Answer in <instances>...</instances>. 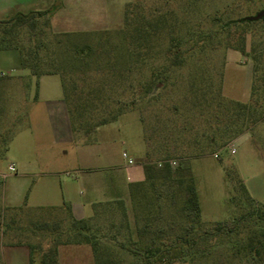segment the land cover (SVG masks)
Wrapping results in <instances>:
<instances>
[{"label":"rangeland","instance_id":"374dc122","mask_svg":"<svg viewBox=\"0 0 264 264\" xmlns=\"http://www.w3.org/2000/svg\"><path fill=\"white\" fill-rule=\"evenodd\" d=\"M20 1L17 0L18 3ZM69 1L59 15L63 19L75 17V22L68 25L76 29L75 33H82L81 38L77 37L79 40L84 39L91 45H96L94 43L98 40L104 41V38L98 39L104 36L98 34L102 30L108 31V35H105L109 36L110 45L115 43L116 35L121 34L118 28L123 27L127 3H131L133 9L137 6L136 13L143 27L151 34L144 36L142 33L133 42L126 33L128 49H137L139 56L123 55L113 63L111 57L114 51H110V58L103 56L101 59L102 63L107 61L108 64L101 70L104 74L91 68L87 71L86 79L78 80L80 85H94V81L104 78L110 86L107 95L113 98L119 94L125 101L133 99V104L123 107L125 112L115 120L98 126L96 131L75 133L73 144L67 142L57 145L52 142L48 125L37 129L40 127L39 112L45 109L44 104L36 100L37 95L43 98L61 94L59 77H44L38 87L36 77L31 76L28 69L19 67L17 51L0 50V74L5 75L4 79H11L17 96L15 126L18 134L16 146L0 158V201L4 198L6 202H16L22 206L21 213L15 217H20L19 224L26 229L33 227L31 223L36 219L40 220L41 227L33 232H25L27 236L24 235L22 240L43 247L50 244L51 238L59 233L60 241L68 240L66 234L61 232L67 228V220L53 223L55 216L61 218L66 217V214L59 213L51 205L63 202L69 205L67 199H63L61 180L68 181L66 185L74 190L71 198L75 202L83 203L85 197L90 195L89 185L80 182L75 176L76 167L81 162L75 145L86 140L95 142L91 146L95 157L86 164L95 167L98 175H105L114 169L110 163L116 164L123 173H128L129 166L126 165L127 159L123 158V153L133 160V166L130 167L135 168L143 161H154L165 154L175 163L187 165L198 195L200 218L204 223L229 220L240 213L238 178L252 198L244 207L252 206L264 212V116L260 120H253L252 117L246 119L245 115H240L246 123L242 127L239 124L232 128L222 127L224 131L220 125L217 129L216 124L217 119L224 124L236 119L235 114L240 111L235 103L252 101V85L257 86L253 100L257 98L259 109L264 108V19H252V23L232 25L229 28L221 27L227 19L254 15L264 8V0ZM10 2L11 5L5 6L10 7L7 10L13 8L12 4H17L14 0ZM58 2L62 6V0H54V3ZM24 3L22 1L19 4ZM5 7L0 0V18L6 16ZM30 8L31 5L24 4L23 10ZM37 8L43 7L38 5ZM240 36L244 37V51L227 47L230 43L231 46L235 44ZM45 37L42 35L44 40L52 41V36ZM171 37L183 40L177 50L175 47L168 49ZM196 39L199 40L196 42ZM19 41L26 42V38L20 37ZM175 51L182 54L176 62L172 61ZM39 54L45 55L42 45ZM117 68L123 69L121 77L112 73ZM165 69L166 79L157 82L156 87L153 84L147 86L152 71ZM110 107L115 110L117 105L110 104ZM30 112L34 124L33 136L44 131L48 140H42L39 146L34 144L32 152L27 156L22 142L29 136L28 120L24 117ZM211 133L214 142L209 141ZM159 142L165 144L166 148L158 150ZM230 144L234 152L230 151ZM55 156H59V159H55ZM24 160L32 164L26 173L19 164ZM12 162L15 171L8 170ZM46 162L48 166L43 167L42 164ZM53 168L59 171L58 175L42 174ZM0 210H4L5 221L15 212L2 205ZM91 210V206H85L87 215L91 214ZM128 211L130 227L135 231L139 221L133 210ZM171 213H174V209L163 207L161 216L152 224L151 229L167 228L171 224L173 229L170 235L178 233L183 222ZM43 220L47 221L46 224ZM252 221L257 228L264 226L263 220L255 222L251 217ZM14 233L17 235L18 231L8 229L2 234L0 230V264H21L22 261L27 264V246H7L17 240ZM146 237L143 241L149 242V235ZM244 238L242 234L236 237L212 234L206 239V250L186 249L169 264H264V256L257 261L258 258H250L243 251H238V245L244 242ZM116 256L122 260V264L138 263L135 257L125 252L117 251Z\"/></svg>","mask_w":264,"mask_h":264},{"label":"trees","instance_id":"16d2710c","mask_svg":"<svg viewBox=\"0 0 264 264\" xmlns=\"http://www.w3.org/2000/svg\"><path fill=\"white\" fill-rule=\"evenodd\" d=\"M60 5L61 3L58 2L44 10L18 11L7 18L0 19V50L17 51L19 67L28 69L31 75L36 78L43 74H57L60 78L63 98L73 132L89 133L98 126L115 120L125 112L122 110L123 107L133 104V99L125 101L119 97V94L111 98L106 94L110 86L103 80L104 78L94 81V85L90 83L80 85L78 80L86 79L87 71L91 68L104 74L101 70H104V65L108 64L107 61L103 64L101 59L103 56L110 58L112 55L110 51H114L113 57H111L113 63H116L117 59L122 58L123 55L139 56L140 53L137 49H128L126 33L129 35L128 39L132 38L134 42L138 35L143 33L144 36H149L151 32L143 27V22L136 13L137 6L133 9L132 4L127 3L123 27L118 28V33L121 32V34L116 35L115 43L110 45L109 36H107L108 31L102 30L98 34H104V36L98 39L104 38V41L98 40L94 43L96 45H91L84 39L79 40L83 36L82 33L52 31L50 17ZM129 13L133 15L129 16ZM260 19H264V17ZM249 23H252L251 19L240 17L227 19L221 27L229 28L232 25ZM42 35L52 36V41L44 40ZM209 36L211 35L209 34ZM20 37L26 38V42H20ZM198 40L196 39V42ZM182 41L180 38L171 37L168 49L175 47L177 50ZM41 45L45 49L44 56L39 54ZM229 46L232 49L244 51V37L240 36L235 44L231 46L230 43L227 47ZM57 48L59 52H57ZM181 55L175 51L172 55V61H178L177 59ZM122 72V68H117L112 73L121 77ZM166 78L167 69L152 71L147 86L153 84L156 87L157 82ZM256 90L257 86L252 85L251 102L235 103L240 111L235 114L236 119L229 120L227 124L219 123L217 119V129L219 125L221 128H232L238 124L242 127L246 123L244 119L248 117H252L253 120L262 119L264 108L259 109L260 105L257 98L253 100ZM110 104L117 105V108L111 109ZM240 115L246 117L241 119ZM151 130L153 132L154 128L152 127ZM239 131L241 130L239 129ZM209 136V141L214 142L213 134L211 133ZM160 148H166L165 144L157 143V149L161 150ZM173 162L174 160L168 154L156 158L154 161L142 162L144 180L134 184V188H132L134 194L132 192L131 196L132 210L136 220L139 221L135 231L130 227L126 207L120 199L94 203L92 214L86 218L72 216L69 205L64 202L58 207H51L56 208L59 213L66 214V217L61 218L55 216L53 223L67 220L68 226L61 232L66 234L68 240L60 241L58 237L61 233H59L51 238L52 242L46 247L22 240L27 236L25 232H33L35 229L41 228L39 219L33 221L31 223L33 227L29 229L19 224L21 219L20 217L16 218L15 215L21 213L22 207L12 208L15 212L7 221L4 220L5 209L0 210L2 218L0 230L2 234H5L8 229L18 231L17 235L16 233L13 235L17 237V240L11 244L28 247V264H58V245L69 243L89 245L94 264H122V260L117 256L115 257L117 251L128 253L138 260V263L136 261L131 264H153L155 262L169 264L174 259L179 258L186 249L206 250L208 248L206 239L212 234L235 237L242 234L245 238L243 239L244 242L238 245L240 247L238 251H243L250 258H258L257 261L262 259L264 256V226L262 228L255 227V223L253 221L251 223V217L255 222L264 221V212L252 206L244 207L247 201L250 202L252 198L248 195L241 179L238 178L240 213L232 219L207 224L202 222L200 218L198 195L189 167L182 162ZM163 207L174 209V213L171 215L174 216L175 214V218L183 222L180 224L179 232L175 233L174 236L170 235V231L173 229L171 224L167 228L156 227V230L151 229L152 224L158 221L161 216ZM43 222L46 224L47 221L43 220ZM147 235H149V242L143 241Z\"/></svg>","mask_w":264,"mask_h":264},{"label":"crops","instance_id":"0c3cea01","mask_svg":"<svg viewBox=\"0 0 264 264\" xmlns=\"http://www.w3.org/2000/svg\"><path fill=\"white\" fill-rule=\"evenodd\" d=\"M3 7L8 4L11 5V0H1ZM26 2L24 4L31 5V8L27 11L23 10L24 4H19L21 2ZM36 3L32 0H21L19 3L17 0H14L17 4L14 5L13 8L7 10L8 8H4V17H9L12 14L20 11V12H28L31 10H44L49 8L54 0H35ZM62 6H59L50 17V26L52 31L54 32H75L76 29L70 28L76 18L66 17L63 19L59 14L65 10L66 2H70L69 0H62ZM73 2V0L71 1ZM36 5V6H35ZM42 6L43 8H37ZM13 11V12H12ZM0 18V19H4ZM65 25V26H64ZM68 25V26H67ZM73 29V30H72ZM78 29V28H77ZM57 74H43L36 78L38 82V87H40L43 78L47 76H52ZM3 74H0V158L3 157L6 152L11 150L14 146H16L17 142V128H16V116H17V96L15 92V88L13 87V83H11V79H4ZM33 76V75H31ZM58 76V75H57ZM34 77V76H33ZM59 77V76H58ZM60 82V78H59ZM61 86V83H60ZM37 101H40L44 104L45 109L40 110L39 112V120L38 123L41 129L42 126H49L53 141L57 145H62L65 143H72L74 141L75 133L72 130L70 118L67 110L66 103L63 98L62 88L61 94H57L56 96H44L43 98L40 95H37ZM38 112V111H37ZM26 124L28 125V133L27 136L23 139L22 148L25 152V155L29 156L32 152L33 145L37 143L39 146L42 140H45L47 136L45 132L42 131L38 136H33L34 124L32 113H26V117H24ZM97 129V128H96ZM96 129L94 131H96ZM25 132L24 134H26ZM37 138L36 141L33 139ZM48 140V139H46ZM79 144L75 145V150H79V154L81 157L80 164L76 167V178L80 180V182L85 185H89L90 187V195L85 197L84 202H75L72 200V194L74 190L70 189V186H67L66 183L68 181L61 180V189H63V199H67L69 202V206L72 208L70 212L72 216L75 218H86L90 215L86 214L85 206H91V211H93V204L104 201H112V200H122L126 207V212H129L128 209L132 210V192L134 194V184L142 182L144 180V172L142 168V163L138 165L139 167H130L133 166V163H126L129 166V172L123 173L122 169L117 167L116 164L110 163L111 167H115L109 173L105 175H98L95 173V167L89 166L87 161L92 160L95 157L94 151L91 148L92 145L95 144L94 140H86L78 142ZM74 150V149H73ZM41 151V150H40ZM65 154L66 150L63 151ZM54 152L52 153L53 156ZM42 155V154H41ZM59 159V156H55V159ZM28 159V158H26ZM13 163V162H12ZM14 164V163H13ZM21 164V167L24 170V173L28 171V169L32 166L31 161L24 160ZM42 166H48V163L42 164ZM15 167V165H14ZM16 170V168H15ZM14 170V171H15ZM48 172H43V175L53 176V174L58 175L59 171L56 169L47 170ZM23 173V174H24ZM69 175V173L66 172ZM133 190V191H132ZM0 205L10 208L22 207L16 202L8 201L6 202L4 198L0 201ZM62 205V203L60 204ZM60 205H51V207H58ZM8 247H23L26 245H15L8 244ZM27 252L26 261L28 264V256ZM57 259L58 264H94V258L92 254V250L87 244H60L57 247ZM26 262L22 261L21 264H25Z\"/></svg>","mask_w":264,"mask_h":264},{"label":"built area","instance_id":"2783aa9c","mask_svg":"<svg viewBox=\"0 0 264 264\" xmlns=\"http://www.w3.org/2000/svg\"><path fill=\"white\" fill-rule=\"evenodd\" d=\"M229 146H230V151H231V152H234L235 149H234L233 145L230 144ZM122 156H123V158H126V159H127V162H128V163H132V162H133V160H132L131 158H128L127 155H126L125 153H123ZM173 163H174V162H173ZM8 170H9V171H14V170H15V167H14V164H13V163H11V164L8 165Z\"/></svg>","mask_w":264,"mask_h":264},{"label":"water","instance_id":"95a60500","mask_svg":"<svg viewBox=\"0 0 264 264\" xmlns=\"http://www.w3.org/2000/svg\"><path fill=\"white\" fill-rule=\"evenodd\" d=\"M262 17H264V8L259 10V11H257L254 15L248 16L246 18L252 20V19H260Z\"/></svg>","mask_w":264,"mask_h":264}]
</instances>
